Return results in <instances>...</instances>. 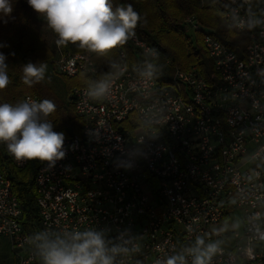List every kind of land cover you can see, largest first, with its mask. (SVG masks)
I'll use <instances>...</instances> for the list:
<instances>
[{
  "label": "built area",
  "instance_id": "obj_1",
  "mask_svg": "<svg viewBox=\"0 0 264 264\" xmlns=\"http://www.w3.org/2000/svg\"><path fill=\"white\" fill-rule=\"evenodd\" d=\"M216 2L227 21L248 32L245 58L189 17L186 24L203 32L213 61L208 79L197 69H176L171 82L160 84L122 64L104 95L73 89L80 134L68 135L48 117L65 136V157L54 166L18 161L3 144L0 264L9 262L1 255L3 240L12 264H44V237L69 239L87 230L120 249L114 264H158L198 236L219 244L209 264H264V23H257L264 21V0ZM124 47L143 62L160 58L136 32L120 50L125 61ZM93 54L70 52L53 63L65 77L95 76ZM35 162L37 240L21 223L8 173L9 165L24 170Z\"/></svg>",
  "mask_w": 264,
  "mask_h": 264
},
{
  "label": "trees",
  "instance_id": "obj_2",
  "mask_svg": "<svg viewBox=\"0 0 264 264\" xmlns=\"http://www.w3.org/2000/svg\"><path fill=\"white\" fill-rule=\"evenodd\" d=\"M125 4H132L134 10L141 16L142 19L138 22L135 32L159 53L160 58L143 62L127 47H124L128 56L125 61L119 55L122 47L114 49L107 55L94 53L91 58L97 64L98 74L95 76L81 74L74 77H79L80 80L75 84L65 85L67 99L63 100L46 83L45 79L40 83L33 84L31 87L23 83V65L29 62L33 64L45 62L48 65L51 62L53 63L54 55L35 29L30 20L31 17H21L11 25L7 32V27L3 31L0 29V44L6 45L0 47V52H3L7 57L6 64L9 68L8 74L11 80L8 87L0 92V104L10 103L14 105L25 100L28 95L36 96L41 101L51 100L56 105V110L52 113L54 122L62 131L72 135L80 134L82 125L81 119L75 111L72 97L73 89L76 87L88 88L90 81L99 80L104 73H110L104 77L109 81L122 64H127L130 67L133 65L135 67H131L133 70L146 72L141 70L139 66L148 64L153 67L160 63L166 68L162 72L164 78L158 77L160 72L156 76L152 74L160 84L171 82L169 77L176 69L180 71L197 69L204 78L208 79L214 71V65L204 45L203 32L196 31V46L193 45L191 38L188 36L189 28L186 20L189 17L197 18L205 29L215 31L220 42L234 50L241 58H245V48L248 44L249 34L247 31H238L232 23L226 20L225 10L216 0H113L114 9L118 5ZM22 5L27 17L32 16L34 11L28 6L26 0H22ZM59 47L65 55L70 52L79 53L87 50L71 43L60 44ZM112 64L117 65V67L110 68L109 66ZM61 78L66 79L62 75ZM123 126L124 128L130 127L126 123ZM5 160H7L6 152L3 144H0V162ZM37 170L38 165L36 162L24 170H18L12 165L8 167V173L12 181V191L18 198L23 212L21 223L34 240H37L36 229L39 223L35 186Z\"/></svg>",
  "mask_w": 264,
  "mask_h": 264
},
{
  "label": "clouds",
  "instance_id": "obj_3",
  "mask_svg": "<svg viewBox=\"0 0 264 264\" xmlns=\"http://www.w3.org/2000/svg\"><path fill=\"white\" fill-rule=\"evenodd\" d=\"M28 6L44 17L48 27L57 35L56 43L73 44L97 55H107L118 47H123L135 36V28L141 21L132 4L113 7V0H26ZM14 10L13 0H0V20L10 18ZM257 23H264L258 21ZM255 26V25H253ZM6 45L0 44V47ZM153 57L155 49H147ZM7 57L0 52V92L11 83ZM110 68L117 65L112 64ZM45 62L22 66L23 83L32 86L40 83L46 72ZM104 73L99 80L90 81L87 94L91 97L104 95L109 88ZM56 105L45 99L40 102L26 99L13 104H0V144L18 161L38 160L54 166L65 157L63 133L53 130L48 117L54 113ZM42 258L44 264H114V254L120 249H109L103 234L94 230L75 232L69 239L43 238ZM218 242H205L197 237L194 244L182 253L158 259V264H209L218 251ZM124 251H127L124 249Z\"/></svg>",
  "mask_w": 264,
  "mask_h": 264
},
{
  "label": "rangeland",
  "instance_id": "obj_4",
  "mask_svg": "<svg viewBox=\"0 0 264 264\" xmlns=\"http://www.w3.org/2000/svg\"><path fill=\"white\" fill-rule=\"evenodd\" d=\"M13 4H14V10H13L11 17L5 18L7 20V22H5V20H0V29L3 31L7 27V30H6V32H7L8 29L11 28V25L14 24L15 22H17L21 17H25V18L31 17L30 20L34 24L35 29L39 32L40 36L43 38L47 47L52 51V53L54 55L53 60L59 59L62 56H64L65 54L61 51L59 45L56 43V41L58 39L57 35L48 27V24H47L46 20L44 19V17L38 16L35 12L32 14V16L30 15L27 17V15L25 14V11L22 9V6H23L22 0H13ZM188 28L189 29H188L187 34L191 38L193 45L196 46L197 45L196 30L191 26H188ZM130 64L132 65V63H130ZM133 68H135V67L133 66ZM139 68L141 70H144L146 72L153 74L154 76H156V74H158L160 72L158 74L159 78H161V77L164 78V74L162 72H164L166 70L165 66L161 65L160 63H157L153 67H150L148 64L147 65L143 64L141 67L139 66ZM44 79L46 80V83L63 100L67 99V95L65 94V85L75 84L80 80L79 77L72 78V79L67 78V77H66V79L61 78V75L56 71L54 63H52V62L47 65ZM129 126L131 128L134 127V125H129ZM121 128H122V126H121ZM233 221L238 226V229L241 230L240 229L241 219L239 217L238 218L233 217ZM1 255H2V257H5L6 259L9 260V262H7L8 264H12L11 262H13L12 261L13 257L10 253L9 246L5 240H3V243H2ZM33 264H41V263L39 261H36Z\"/></svg>",
  "mask_w": 264,
  "mask_h": 264
}]
</instances>
